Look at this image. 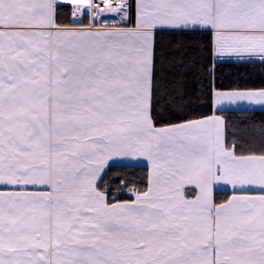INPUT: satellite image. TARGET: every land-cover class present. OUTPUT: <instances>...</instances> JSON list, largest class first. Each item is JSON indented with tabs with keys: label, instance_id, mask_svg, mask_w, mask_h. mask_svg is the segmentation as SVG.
<instances>
[{
	"label": "snow or ice",
	"instance_id": "1",
	"mask_svg": "<svg viewBox=\"0 0 264 264\" xmlns=\"http://www.w3.org/2000/svg\"><path fill=\"white\" fill-rule=\"evenodd\" d=\"M257 63L264 0H0V264H264Z\"/></svg>",
	"mask_w": 264,
	"mask_h": 264
},
{
	"label": "trees",
	"instance_id": "2",
	"mask_svg": "<svg viewBox=\"0 0 264 264\" xmlns=\"http://www.w3.org/2000/svg\"><path fill=\"white\" fill-rule=\"evenodd\" d=\"M172 39H186V40H202L201 36L190 37H164L165 42ZM216 85L218 87L230 88L234 86L240 87H261L264 86V67L257 64H223L216 68ZM207 111V109H205ZM228 127L226 128V135L236 134L242 138L259 135L258 131L251 125H260L264 123V112L262 111H229L223 114ZM246 126L241 129V126ZM241 129L240 131H237ZM116 176H127L131 179H139L144 176V169L135 166H125L113 170ZM123 195H127L126 193ZM224 194H220L218 199H224Z\"/></svg>",
	"mask_w": 264,
	"mask_h": 264
}]
</instances>
